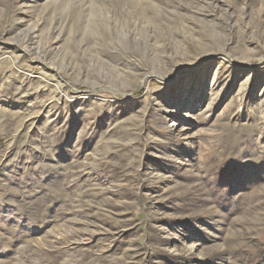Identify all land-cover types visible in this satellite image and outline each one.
<instances>
[{
	"label": "rangeland",
	"instance_id": "1",
	"mask_svg": "<svg viewBox=\"0 0 264 264\" xmlns=\"http://www.w3.org/2000/svg\"><path fill=\"white\" fill-rule=\"evenodd\" d=\"M0 264H264V0H0Z\"/></svg>",
	"mask_w": 264,
	"mask_h": 264
},
{
	"label": "bare ground",
	"instance_id": "2",
	"mask_svg": "<svg viewBox=\"0 0 264 264\" xmlns=\"http://www.w3.org/2000/svg\"><path fill=\"white\" fill-rule=\"evenodd\" d=\"M30 38V37H29ZM32 39V38H31ZM30 40V39H29ZM29 42V41H28Z\"/></svg>",
	"mask_w": 264,
	"mask_h": 264
}]
</instances>
